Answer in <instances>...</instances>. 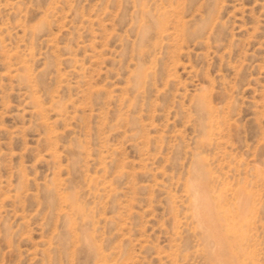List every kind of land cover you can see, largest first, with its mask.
<instances>
[{"label": "rangeland", "instance_id": "374dc122", "mask_svg": "<svg viewBox=\"0 0 264 264\" xmlns=\"http://www.w3.org/2000/svg\"><path fill=\"white\" fill-rule=\"evenodd\" d=\"M0 264H264V0H0Z\"/></svg>", "mask_w": 264, "mask_h": 264}, {"label": "bare ground", "instance_id": "6f19581e", "mask_svg": "<svg viewBox=\"0 0 264 264\" xmlns=\"http://www.w3.org/2000/svg\"><path fill=\"white\" fill-rule=\"evenodd\" d=\"M196 181H197V180H196ZM194 182H195V181H194ZM199 182H200V184H201V180H200ZM199 182H196V184L199 183ZM202 182H203V181H202ZM194 184H195V183H194ZM194 184H192V185H194ZM202 184H203V183H202ZM197 185H199V184H197ZM204 185H206V184H204ZM200 187H202V186H200ZM200 187H199V189H201ZM207 187H208V186H207ZM195 188H196V186H195ZM204 188H205V187H204ZM197 189H198V188H197ZM202 191H203V190H202ZM199 192H201V191H199ZM201 193H202V192H201ZM202 194H204V193H202ZM200 196H201V195H200ZM206 198H207V197H206ZM204 199H205V198H204ZM200 202H201V201H200V198H199L198 196H194V204H195V205H197V204L200 205V204H201ZM206 204H207V203H206ZM203 206H205V205H203ZM206 207H207V206H206ZM204 210H206V208H204ZM204 210H202V211L204 212ZM199 211H200V210H198V212H199ZM206 211H207V210H206ZM209 212H210V211H209ZM225 212H226V211H225ZM206 213H208V211H207ZM206 213H205V214H206ZM200 214H201V213H200ZM209 215L211 216L210 213H209ZM201 216L203 217L204 214L201 215ZM205 216L207 217V214H206ZM208 217H209V216H208ZM205 219H207V218H205ZM212 221H213V220H212ZM214 221H215V218H214ZM208 223H209V222H208ZM216 223H217V222H216ZM214 225H215V224H214ZM228 227H229V226H228ZM215 231H216V230H215ZM208 232H209V231H208ZM205 233H206V232H205ZM209 234H210V233H209ZM209 234H208V235H209ZM208 235H207V236H208ZM204 238H205V237H204ZM222 239H223V237H222ZM223 240H224V239H223ZM209 243H210V242H209ZM221 250H222V249H221ZM212 251H213V250H212ZM215 251H216V250H215ZM217 251H218V250H217ZM218 254H220V253H218Z\"/></svg>", "mask_w": 264, "mask_h": 264}]
</instances>
